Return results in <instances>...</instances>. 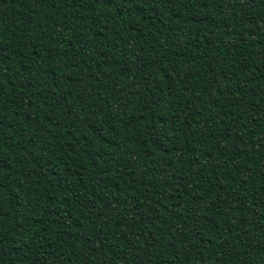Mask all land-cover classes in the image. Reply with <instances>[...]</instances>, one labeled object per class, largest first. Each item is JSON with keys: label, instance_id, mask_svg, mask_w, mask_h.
I'll return each mask as SVG.
<instances>
[{"label": "trees", "instance_id": "trees-1", "mask_svg": "<svg viewBox=\"0 0 264 264\" xmlns=\"http://www.w3.org/2000/svg\"><path fill=\"white\" fill-rule=\"evenodd\" d=\"M0 264H264V0H0Z\"/></svg>", "mask_w": 264, "mask_h": 264}]
</instances>
